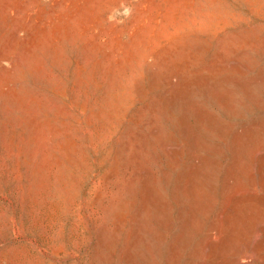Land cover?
<instances>
[{
  "label": "rangeland",
  "instance_id": "1",
  "mask_svg": "<svg viewBox=\"0 0 264 264\" xmlns=\"http://www.w3.org/2000/svg\"><path fill=\"white\" fill-rule=\"evenodd\" d=\"M263 177L264 0H0V264H264Z\"/></svg>",
  "mask_w": 264,
  "mask_h": 264
},
{
  "label": "bare ground",
  "instance_id": "2",
  "mask_svg": "<svg viewBox=\"0 0 264 264\" xmlns=\"http://www.w3.org/2000/svg\"><path fill=\"white\" fill-rule=\"evenodd\" d=\"M125 1H126V0H125ZM125 3H126V2H125ZM258 157H259V156H258ZM260 157H261V156H260ZM258 159H259V158H258ZM259 164H260V163H259ZM255 165H256V164H255ZM260 166H261V165H260ZM262 167H263V166H262ZM255 168H256V167H255ZM259 169H261V168H259ZM254 171H255V170H254ZM253 173H254V172H253ZM253 173H252V174H253ZM263 178H264V177H263ZM262 181H263V180H262ZM226 184H227V183H226ZM253 187H254V186H253ZM246 191H247V190H246ZM249 191H250V188H249ZM232 192H233V191H232ZM236 196H237V195H236ZM231 197H232V196H231ZM228 201H229V200H228ZM227 204H228V202H227ZM219 218H221V217H219ZM260 229H261V228H260ZM259 231H260V230H259ZM260 234H261V233H260ZM263 234H264V233H263ZM255 235H256V234H255ZM258 236H259V235H258ZM213 237H215V236H213ZM230 237H231V236H230ZM260 237H261V236H260ZM245 240H246V239H245ZM258 240H260V239H258ZM258 240H257V241H258ZM211 241H212V240H211ZM254 241H256V240H254ZM254 241H253V242H254ZM242 248H243V247H242ZM242 250H243V249H242ZM252 254H253V253H252ZM250 257H251V256H250ZM250 257H249V258H250ZM239 261H240V260H239ZM241 261H242V260H241ZM255 261H256V260H255ZM245 262H246V261H245ZM228 263H229V262H228ZM259 263H260V262H259ZM245 264H246V263H245Z\"/></svg>",
  "mask_w": 264,
  "mask_h": 264
}]
</instances>
